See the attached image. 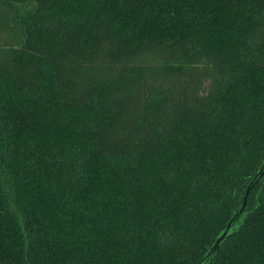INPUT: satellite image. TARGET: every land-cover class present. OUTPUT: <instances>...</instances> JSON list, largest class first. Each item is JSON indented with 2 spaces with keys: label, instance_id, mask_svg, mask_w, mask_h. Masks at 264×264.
<instances>
[{
  "label": "trees",
  "instance_id": "16d2710c",
  "mask_svg": "<svg viewBox=\"0 0 264 264\" xmlns=\"http://www.w3.org/2000/svg\"><path fill=\"white\" fill-rule=\"evenodd\" d=\"M0 264H264V0H0Z\"/></svg>",
  "mask_w": 264,
  "mask_h": 264
},
{
  "label": "water",
  "instance_id": "95a60500",
  "mask_svg": "<svg viewBox=\"0 0 264 264\" xmlns=\"http://www.w3.org/2000/svg\"><path fill=\"white\" fill-rule=\"evenodd\" d=\"M244 204H245V202H244Z\"/></svg>",
  "mask_w": 264,
  "mask_h": 264
}]
</instances>
